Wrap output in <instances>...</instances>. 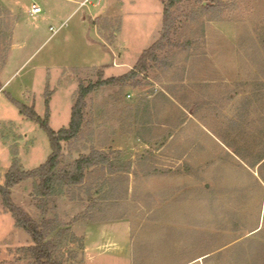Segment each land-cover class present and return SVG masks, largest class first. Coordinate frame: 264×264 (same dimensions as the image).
Segmentation results:
<instances>
[{
	"label": "rangeland",
	"instance_id": "1",
	"mask_svg": "<svg viewBox=\"0 0 264 264\" xmlns=\"http://www.w3.org/2000/svg\"><path fill=\"white\" fill-rule=\"evenodd\" d=\"M98 1L72 13V0H0V84L8 81L0 90V185L15 156L32 170L52 154L48 133L12 100L59 131L70 123L79 76H120L159 38L161 0ZM200 3L213 9L203 15L196 0L175 8V37L192 45L173 48V67L151 70L141 88L91 95L79 139L63 145L62 166L93 145L133 163L113 176L102 214L95 208L103 221L72 224L81 242L69 264H184L206 253L205 264H264V165L250 167L219 138L251 97L247 132L264 129V97L254 96L264 93V0ZM33 4L41 14H29ZM251 146L254 155L264 150ZM97 177L92 171L85 187L102 185ZM33 186L19 184L12 197L39 217ZM80 198L87 196L75 188L51 202L50 217L74 220L90 205ZM31 244L0 200V264H31L20 251Z\"/></svg>",
	"mask_w": 264,
	"mask_h": 264
},
{
	"label": "trees",
	"instance_id": "2",
	"mask_svg": "<svg viewBox=\"0 0 264 264\" xmlns=\"http://www.w3.org/2000/svg\"><path fill=\"white\" fill-rule=\"evenodd\" d=\"M196 1L200 4L199 9L203 11V15L213 9L210 6H203L200 0ZM183 2L184 0H161L163 23L160 36L141 54L137 63L128 72L120 76L105 78L103 69L101 71L93 70L92 73L96 79L89 80L87 83L79 76V84L74 94V104L68 127L54 131L49 126L48 117L42 119L33 107L12 100L22 116L38 122L48 133L52 147V154L48 160L32 170H25L15 156L5 175L4 184L0 185V200L3 208L12 215L15 226L27 232L31 238L32 244L20 249L25 259L29 260L31 264H69L76 258V255L71 254L72 247L81 242L72 229V224L80 220L89 223H101L103 221L102 217L97 218L93 212L95 208L99 207L100 210L97 212L102 214V207L108 199L106 189L108 188V194L114 192L113 187L112 190L109 189L114 182L113 176L117 173H126V171L129 173L133 166L132 161L124 158L120 150L108 148L107 145L101 147L93 145L87 153H81L71 163L62 166L63 145L79 139L87 122L88 100L91 95L103 88L116 90L141 88L150 80L149 73L151 70L173 67L174 47L183 50L191 47L192 42L190 40L183 42L178 41L175 37L179 29H182L180 27L182 22L179 23L180 18L176 16L175 8ZM95 23H97V19ZM262 44L264 46V39H262ZM1 89L2 85L0 84ZM254 96L255 98L264 97V93ZM251 98L246 102L240 119L231 120L229 129L226 130L225 135H221L219 138L234 155L243 162L249 163L250 167H256L259 164L264 165V150L254 155L251 145L257 142L264 149V132H262L264 129L256 135L253 133L250 135L247 132V127L253 123L249 121L250 115L245 114V110L251 109L253 105V97ZM139 110V107H136L135 112H131L134 110L130 111V117L134 118L136 122L139 117ZM259 121L264 128V118H260ZM115 155L118 156L114 157ZM92 171L99 173L96 183L103 184L99 186L92 184L93 186L85 187ZM28 180L34 182L31 196L38 202L39 217H33L12 197L13 189ZM75 188L85 192L86 201L84 198H80L79 201L89 202L88 209L69 222H64L57 215L50 217L51 210L48 208L51 202L68 196L69 192Z\"/></svg>",
	"mask_w": 264,
	"mask_h": 264
},
{
	"label": "crops",
	"instance_id": "3",
	"mask_svg": "<svg viewBox=\"0 0 264 264\" xmlns=\"http://www.w3.org/2000/svg\"><path fill=\"white\" fill-rule=\"evenodd\" d=\"M72 1H74L75 2V5L77 6V7H75L74 9H73V12L72 13H75L79 8H81L82 7V3L85 1V0H82V1H77V0H72ZM100 2H101V0H99ZM98 1V2H99ZM92 2L90 1V4H91ZM93 4V3H92ZM100 4V3H99ZM98 3H97V5H99ZM94 5V4H93ZM84 7V6H83ZM31 9V8H30ZM29 14L30 15H32L31 13H30V10H29ZM41 14V13H40ZM37 15H39V14H37ZM84 19H85V16H84ZM129 69H132V67L131 68H129ZM8 82V81H7ZM7 82L4 84V85H2V88L7 84ZM230 245H224L223 246V248L222 249H220L219 250V252H223V251H225L228 247H229ZM210 257V254H208V253H206V254H202V255H199V256H197V257H195L194 259H192L191 261H189L188 263H184V264H205V261L208 259ZM234 264H240V262H239V260H236L235 261V263Z\"/></svg>",
	"mask_w": 264,
	"mask_h": 264
},
{
	"label": "built area",
	"instance_id": "4",
	"mask_svg": "<svg viewBox=\"0 0 264 264\" xmlns=\"http://www.w3.org/2000/svg\"><path fill=\"white\" fill-rule=\"evenodd\" d=\"M90 1H91V0H85V1L82 3V7H83V6H86L87 4H90ZM99 3H100V1L98 2V4H99ZM30 13H31L32 15H37V14L42 13V9H41V7L38 6L37 4H33V5L31 6ZM51 30H53V28H51Z\"/></svg>",
	"mask_w": 264,
	"mask_h": 264
}]
</instances>
